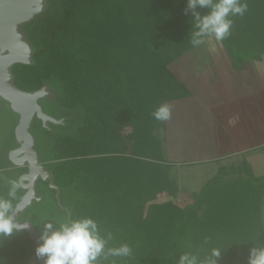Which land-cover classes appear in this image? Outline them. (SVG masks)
<instances>
[{"label": "trees", "instance_id": "obj_1", "mask_svg": "<svg viewBox=\"0 0 264 264\" xmlns=\"http://www.w3.org/2000/svg\"><path fill=\"white\" fill-rule=\"evenodd\" d=\"M240 3L246 11L230 16V34L221 40L236 68L264 53V0ZM186 7L187 0H50L49 10L29 28L34 63L13 66L20 89L33 91L48 81L56 89L57 105L74 113L70 129L52 139L48 160L54 182L79 193L70 203L69 217L64 212L61 221L91 218L107 242L105 251L122 244L131 248L128 257H101L98 264H170L185 252L203 261L213 248L221 252L217 264H248L249 249L264 244V176H255L247 162L221 167L191 193L190 201L175 202L176 189L164 190L171 197L149 203L136 227L127 225L128 206L136 213L146 198L140 204L135 197L128 202L116 186L117 173L97 180L86 170L94 162L107 164L111 172L115 167L131 174L154 171L158 162L146 158L156 161L159 156L150 151L151 140L166 121L155 120L152 113L166 100L190 93L168 69L195 47V18ZM198 11L203 15L208 9ZM5 159L4 167L11 164L8 150ZM161 182L166 188L164 176ZM19 197H9L13 208ZM52 203L54 208L46 211L35 204L20 221H32L39 236L46 221L58 227L61 221L53 216L60 208L55 199ZM211 227L212 235L206 236ZM34 249L26 230L0 237L2 264H31Z\"/></svg>", "mask_w": 264, "mask_h": 264}, {"label": "rangeland", "instance_id": "obj_2", "mask_svg": "<svg viewBox=\"0 0 264 264\" xmlns=\"http://www.w3.org/2000/svg\"><path fill=\"white\" fill-rule=\"evenodd\" d=\"M260 17L261 16H259V18ZM263 34L262 36H264ZM260 61L263 62L262 67ZM245 62L248 69L244 71V73L242 72V75H240L238 73L240 72V69H233L235 68L234 62L223 42L221 40H216L214 37H208L202 43L186 51L178 58H176L173 62H171L168 65V69L173 72L183 84H185V87L189 90V92H191V90L188 88V84H196L197 89L200 87L201 92H203L204 90L208 102L212 103L213 101H216V103L214 104L215 107H217V110L219 108H223L224 106V109L226 108V111H230V113L233 114L238 111L237 108H239V105H241L240 99L243 98V96H241L240 98L238 97V92L245 91L244 94L247 93L246 95L248 97H253V99L256 98V100L258 101L257 95L255 97L253 93L254 91L253 89H251L250 84H256V91H264V53L261 55L260 59H246ZM237 76H241L242 82L237 79ZM246 78L251 80L245 82L244 80H246ZM192 88H194V86H192ZM261 94L264 95V93ZM172 100L174 99L166 100L164 103H168ZM198 102L200 103V107H202L201 109L203 110H196L200 111V115L201 112L202 114H204V99L198 98ZM225 105H227V107H225ZM206 107H208L210 110L209 105L206 104ZM245 113L246 111L241 112L240 116L237 119L238 123L235 122V124L232 125L234 129L235 127L243 129L254 126L253 119L248 120V115ZM0 114H2V112H0ZM226 119L229 123L233 120V117H226ZM198 120L199 117L194 119L191 116V122H188L195 123V121L197 122ZM201 120L202 117L200 116V121ZM37 125L38 124L33 125V128H35L33 132H35V134L38 136L36 147L39 152L40 161L46 163L49 159L52 158L53 155L52 140L51 137H49V134L45 133L44 130H40L38 132ZM191 128L192 126L190 125L185 127V131H182L180 130L181 128H179L177 132L171 134L173 135V141L171 140V142L176 144L178 141H186L187 138L190 137L187 134L192 133ZM201 128L203 132L204 127L202 126ZM125 130H129V128H126ZM153 134L154 136L152 138L153 141L151 140L150 151L154 152V155H156V153L159 154V156L156 158V161H152L151 157L146 158L148 162H152L153 164H156L158 162L157 165L154 167V171L151 173H143L142 171H140L138 172V174H131L127 171L124 172L123 168L120 169L118 167H115L114 171L111 172L108 168V165L105 163L102 165L101 163L90 162V165L86 167V170H88L89 174L97 180H99L100 178L103 179V177L107 178V176H109L110 174L113 175V173H117L120 177V181L116 183V186L118 190L121 191L122 198L125 197L128 202L132 201V199L135 197V199H139L138 201L140 204L142 203V200L146 198V203L142 204L144 208L137 207L136 213H133L134 208H132L131 205L128 206V211L131 215V218L127 219V225L129 227H136L135 222L138 220V218H144V216L148 212L147 206L149 203L163 202L171 197L167 196L164 190L168 188L176 189L177 198H175V202H187L190 201V196L192 192L200 191L202 187L208 182V179L214 177L216 174L219 173L217 166L208 167L204 164L178 165L176 162L174 163L173 161H169L170 156L168 148H166V125L164 127L156 128ZM0 135H2L0 136V142H2V140L4 139H7L8 142L6 144L3 143L4 145L2 143V145L0 144V169H2L4 168L3 165L6 162L5 155L7 154V150L10 146H12L13 142V134L11 131L10 123H0ZM156 139L160 141L161 145L159 144V142H157ZM138 158V160L142 161L143 156L140 155ZM226 164V167L229 168V161ZM12 171L13 170L0 171V197L8 199L9 201H11L9 197L16 198L18 195H20V190L18 192V188L15 191L14 196L9 194L10 190L12 189V187L10 188V186H12L11 179L16 178L17 174L19 175L20 170L15 169L13 171L15 176L9 173ZM169 172L171 173V175H169ZM162 176H164V179L166 180V183L164 185L166 186V188H162L161 186ZM156 180H159V183L156 182ZM119 182H121L122 186L118 184ZM132 183H134V192L130 190V185H132ZM60 190L61 204L65 206L67 210H63V212H61L58 209V214L56 211V214L53 216V218H57L61 221L64 212L65 216L67 215V217H69L70 203L74 201V199L76 200L79 198V193L74 192L73 188L69 190H66L65 188H60ZM39 206L40 211H46L54 208L51 199L42 203L40 202ZM58 207H60L59 204ZM261 210L263 211L264 215V205L263 207H261ZM213 230L214 229L211 227L205 232V235L207 236L208 234L209 236H211ZM232 232L233 231L230 230L229 234H231ZM137 233L140 234V236H143L144 234V232ZM232 238L233 237H231L230 240H232ZM35 262L36 258L34 254L32 256L31 264H35ZM170 264H178V262H172Z\"/></svg>", "mask_w": 264, "mask_h": 264}, {"label": "water", "instance_id": "obj_3", "mask_svg": "<svg viewBox=\"0 0 264 264\" xmlns=\"http://www.w3.org/2000/svg\"><path fill=\"white\" fill-rule=\"evenodd\" d=\"M49 8L50 0H0V101L8 102L12 111L20 116L15 128L19 146L9 152V160L18 166H28V171L19 177L20 187L26 192L15 205V219L18 223L29 225L26 231L35 247L41 242L38 231L32 221L21 222L20 216L34 202L42 200V196H38V180L49 182L50 187L56 190L60 211L67 208L61 204L60 186L54 182L53 172L40 161L36 137L30 129L35 117L41 120L44 128H50L49 122L57 124L63 120L47 113L41 103L47 97L55 98L57 92L52 84L46 81L33 91L20 89L14 82L13 66L34 63L36 48L29 28Z\"/></svg>", "mask_w": 264, "mask_h": 264}, {"label": "clouds", "instance_id": "obj_4", "mask_svg": "<svg viewBox=\"0 0 264 264\" xmlns=\"http://www.w3.org/2000/svg\"><path fill=\"white\" fill-rule=\"evenodd\" d=\"M198 9L208 11L201 15ZM246 9L247 5L240 3V0H187L185 12L191 11L195 18L192 44L199 45L205 37L225 39L232 27L230 16L243 15ZM152 115L157 121H167L171 117V107L161 103ZM17 187L14 183L9 194L14 196ZM15 215L12 203L0 197V237L29 228L27 223H18ZM39 239L41 242L35 247L34 254L36 261L42 264H98L101 257L131 255V248L127 244L105 251L107 242L99 235L97 223L88 217L61 222L58 227L46 221ZM220 255V250L213 248L209 257L199 261L195 255L185 252L180 255L178 264H217ZM248 264H264V244L249 249Z\"/></svg>", "mask_w": 264, "mask_h": 264}, {"label": "crops", "instance_id": "obj_5", "mask_svg": "<svg viewBox=\"0 0 264 264\" xmlns=\"http://www.w3.org/2000/svg\"><path fill=\"white\" fill-rule=\"evenodd\" d=\"M262 63L260 61L261 67L263 66ZM233 69H240L238 73L242 75V72L244 73L248 68L245 62L243 68L235 67ZM237 79L242 82L241 76H237ZM248 80L250 81L251 79L246 78L244 81L248 82ZM250 85L255 97L257 95L258 101L256 98L248 97L247 93L244 94L245 91L238 92V97L243 96V98L240 99L241 105L237 108L238 111L233 114L230 111H226L224 106L223 108L218 107L219 109L217 110L214 104L216 101L208 102L204 90L201 92L199 86L198 89L196 88V84H188V88L191 90L188 96L166 103L171 107V117L165 123L166 148H168L170 156L169 161L176 162L178 165L204 164L208 167L217 166L218 170L221 167H226L228 161L230 163L229 166L242 165L247 162L248 167L255 176H264V95L261 94L264 91H256L255 83ZM198 98L204 99V114L201 112V115L198 110L203 109L200 107ZM206 104L209 105L210 110L206 107ZM244 111L248 115V120L253 119L254 126L243 129L235 127L234 129L232 125L235 122L238 123L237 119L241 112ZM191 116L194 119L199 117V120L195 121V123H189ZM200 116L202 117L201 121ZM226 117H233V123L232 121L228 123ZM188 125L192 126V133L187 134L190 137L184 142L172 143L173 135L171 134L177 132L179 128L185 131V127ZM202 126L204 127L203 132ZM263 205L264 201L261 207ZM262 218L264 224L263 211Z\"/></svg>", "mask_w": 264, "mask_h": 264}, {"label": "flooded vegetation", "instance_id": "obj_6", "mask_svg": "<svg viewBox=\"0 0 264 264\" xmlns=\"http://www.w3.org/2000/svg\"><path fill=\"white\" fill-rule=\"evenodd\" d=\"M56 95H57V93H56ZM56 99H57V96H55L54 99H52L50 97H47V99L41 100V103L44 106V109H45V111L47 113H49V114L55 116L57 119L63 120V121L60 122V123H57V124L49 122L50 128H44V127H42L41 120L35 117L33 122H32V126H31L30 130L36 137V143L38 141V138H37L38 136L35 134V132H33V130L35 129V128H33L34 124H38L37 125V128H38L37 131L38 132L40 130H44L45 133L49 134V137H51V140H52V139H55V135L69 130L71 125H72V123H73L72 120H74L73 119L74 113L72 115L65 113L64 110L57 105ZM0 112H2V114H0L1 115L0 116V123H3V124L4 123H10L11 124V131H12V134H13L12 146H10L8 148V158H9V152L12 149H15V148H17L19 146L18 142H17L16 134H15V128H16L18 122H19L20 116H19V114H17L14 111H12V109L10 108V105L6 101H0ZM0 136H2V135H0ZM3 141H5V142H3ZM1 143L2 144L3 143L4 144L8 143L7 139L2 140V142H0V144ZM41 163L47 169L50 170L49 167L51 166V164H50L49 161H47L46 163L45 162H41ZM15 169L20 170L19 171V175L16 178H12L11 179V185L13 186V184L16 183V185H18L19 188H20V193H19L20 197L15 202V205H16V203L21 199L23 194L26 192V190L23 189L22 187H20V185H19V177L22 174H24V173H26L28 171V166L27 165L26 166H18V165H15V164H13L11 162L10 165H7L6 167L0 169V171H4V170L5 171L6 170H13L14 171ZM13 171L9 172V173H11V175L15 176ZM53 177H54V175H53ZM12 186H10V188ZM16 190H17V188H16ZM37 191H38V196L39 195L42 196V200L40 202H43L45 200H50V199L53 201L55 199V202H56V204L58 206L57 198H56V190L50 187L49 182H46V181H43L42 179H39L38 183H37ZM18 192H19V190H18ZM37 203H39V202H37ZM37 203L34 202L30 207L27 208V210L25 212L30 213V211L35 207V204H37ZM25 212H23V213H25ZM23 213L21 214L20 219L23 216ZM24 221H27V219L24 220ZM21 222H23V221H21Z\"/></svg>", "mask_w": 264, "mask_h": 264}]
</instances>
